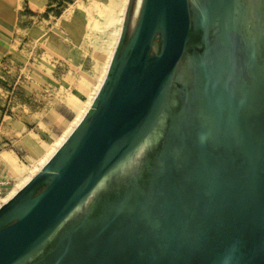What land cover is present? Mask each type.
<instances>
[{
    "label": "water",
    "instance_id": "obj_1",
    "mask_svg": "<svg viewBox=\"0 0 264 264\" xmlns=\"http://www.w3.org/2000/svg\"><path fill=\"white\" fill-rule=\"evenodd\" d=\"M213 2L203 4L201 17ZM158 23L160 43L153 52L150 41ZM189 31L186 0H142L137 28L125 44L120 34L79 121L0 204L1 219L35 186L27 207L0 226V264L13 263L36 245L128 147L125 137L146 125ZM211 84L216 92L218 87ZM203 87L193 96L199 99L201 92L204 116L208 104L215 116L223 112L233 119ZM232 124L240 140L227 168L217 170L200 147L204 168L188 167L192 180L185 174L183 188L177 189L172 173L166 177L172 179L171 192L165 193L161 178L150 206L135 201L128 210H106L87 226L63 232L34 264H264V130L256 140L242 121L234 119ZM121 139L125 141L108 157ZM45 173L47 178L37 183Z\"/></svg>",
    "mask_w": 264,
    "mask_h": 264
},
{
    "label": "rangeland",
    "instance_id": "obj_2",
    "mask_svg": "<svg viewBox=\"0 0 264 264\" xmlns=\"http://www.w3.org/2000/svg\"><path fill=\"white\" fill-rule=\"evenodd\" d=\"M122 1L86 0L82 6L78 3L69 8L64 24L73 38L84 31L89 41L105 47L117 32ZM213 1V6L201 17L199 12L207 0H186L190 31L171 75L148 114L146 125L142 127V123L132 136L125 137L128 147L92 188L36 245L11 264H34L55 245L63 232L87 226L106 210H128L135 201L140 202V206H150L161 178L166 182L165 193L171 192L172 179H166L169 174L174 173L176 187L180 190L186 184L184 175L191 177L188 167L204 168L200 147L210 154L217 170L227 168L240 140V131L232 124L234 119L242 121L252 131V138L260 140V130H264V77H260L264 76V0H250L253 7L250 22L243 16L244 7L240 5L243 0ZM141 8L142 0H130L126 7L121 27L123 44L137 28ZM247 23L252 25L251 38L244 29ZM160 29L158 23L150 41L153 52L159 47ZM107 66L106 60L96 61L92 81L78 75L72 88L64 89V101L74 111L71 122H76L86 109ZM212 82L218 87L216 92ZM201 85L205 86L202 91L208 90L216 104L219 102L223 110H229L233 119L223 112L215 116L209 112L208 104L207 118L204 116L201 92L199 99L193 96L201 91ZM60 137L48 142L46 149L55 147ZM125 139L111 148L108 157ZM37 160L30 167L18 164L28 170ZM13 178L5 195L15 186L16 175L13 174ZM46 178L47 173L37 183ZM34 190L35 186L22 197L18 208L0 219V226L27 207Z\"/></svg>",
    "mask_w": 264,
    "mask_h": 264
},
{
    "label": "crops",
    "instance_id": "obj_3",
    "mask_svg": "<svg viewBox=\"0 0 264 264\" xmlns=\"http://www.w3.org/2000/svg\"><path fill=\"white\" fill-rule=\"evenodd\" d=\"M85 2L0 0V177L9 184L18 163L30 167L48 142L61 136L56 148L69 134L82 115L71 122L74 111L64 101V89L72 88L78 75L92 81L95 62L109 63L116 49L127 0L105 47L89 41L84 31L73 38L64 24L69 8Z\"/></svg>",
    "mask_w": 264,
    "mask_h": 264
},
{
    "label": "bare ground",
    "instance_id": "obj_4",
    "mask_svg": "<svg viewBox=\"0 0 264 264\" xmlns=\"http://www.w3.org/2000/svg\"><path fill=\"white\" fill-rule=\"evenodd\" d=\"M244 2L241 1L240 5H242L244 7L243 9V16L245 17V19L247 20V22H250L251 19H252V10H253V7H252V4H250V0H243ZM248 25L244 27L246 33H247V36L249 38H251V35L249 34L250 30H252V25H249V23H247ZM246 36V35H245ZM261 56V55H260ZM106 70V69H105ZM104 76V75H103ZM103 79V77H102ZM102 81V80H101ZM101 83V82H100ZM88 106V105H87ZM82 109V108H81ZM84 110V109H83ZM82 110V112H83ZM80 112V113H82ZM81 115V114H80ZM79 115V117H80ZM59 142V141H58ZM57 142V143H58ZM55 147H50V148H47L44 152L43 155H41L38 160H37V164L33 165L30 169H26L22 166H19V168H17L16 170V183H15V186L13 188H11L8 192L7 195H5V191H4V194L2 196V199H6L9 195L13 194L14 190H17V188H19L30 176L31 174L37 170L41 165L42 163L45 161V159L48 157L49 153L51 154V152L54 150ZM51 151V152H50ZM39 166V167H38ZM1 178V177H0ZM10 185V184H9ZM8 185V186H9ZM5 187L4 190L7 189V187ZM5 195V196H4Z\"/></svg>",
    "mask_w": 264,
    "mask_h": 264
},
{
    "label": "built area",
    "instance_id": "obj_5",
    "mask_svg": "<svg viewBox=\"0 0 264 264\" xmlns=\"http://www.w3.org/2000/svg\"><path fill=\"white\" fill-rule=\"evenodd\" d=\"M9 184V180L8 179H4V178H0V204L5 200L2 199V196L4 194V189L6 186H8Z\"/></svg>",
    "mask_w": 264,
    "mask_h": 264
},
{
    "label": "trees",
    "instance_id": "obj_6",
    "mask_svg": "<svg viewBox=\"0 0 264 264\" xmlns=\"http://www.w3.org/2000/svg\"><path fill=\"white\" fill-rule=\"evenodd\" d=\"M56 2H57V5H59V4H61L63 1L65 2L66 0H55ZM67 1H69V0H67ZM129 3H130V0H127V6L129 5ZM126 6V7H127ZM150 51H151V49H150Z\"/></svg>",
    "mask_w": 264,
    "mask_h": 264
}]
</instances>
